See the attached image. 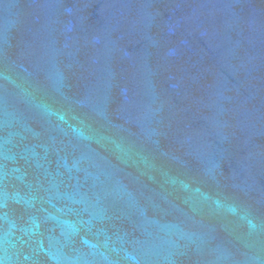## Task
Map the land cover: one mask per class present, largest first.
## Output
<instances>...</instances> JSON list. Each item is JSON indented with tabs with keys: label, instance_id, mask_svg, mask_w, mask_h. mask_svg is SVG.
Masks as SVG:
<instances>
[{
	"label": "water",
	"instance_id": "water-1",
	"mask_svg": "<svg viewBox=\"0 0 264 264\" xmlns=\"http://www.w3.org/2000/svg\"><path fill=\"white\" fill-rule=\"evenodd\" d=\"M0 264H264V0H0Z\"/></svg>",
	"mask_w": 264,
	"mask_h": 264
}]
</instances>
